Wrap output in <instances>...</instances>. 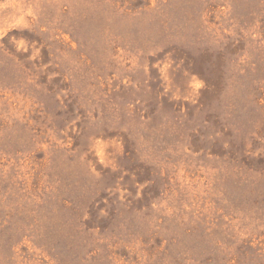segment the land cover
I'll list each match as a JSON object with an SVG mask.
<instances>
[{
    "label": "rangeland",
    "instance_id": "374dc122",
    "mask_svg": "<svg viewBox=\"0 0 264 264\" xmlns=\"http://www.w3.org/2000/svg\"><path fill=\"white\" fill-rule=\"evenodd\" d=\"M0 264H264V0H0Z\"/></svg>",
    "mask_w": 264,
    "mask_h": 264
}]
</instances>
